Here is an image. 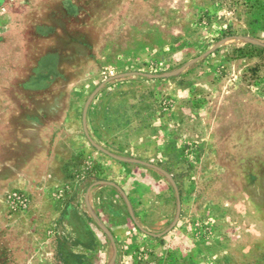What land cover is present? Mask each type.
Segmentation results:
<instances>
[{"label":"rangeland","instance_id":"1","mask_svg":"<svg viewBox=\"0 0 264 264\" xmlns=\"http://www.w3.org/2000/svg\"><path fill=\"white\" fill-rule=\"evenodd\" d=\"M76 1L0 0V264H264V0Z\"/></svg>","mask_w":264,"mask_h":264},{"label":"crops","instance_id":"2","mask_svg":"<svg viewBox=\"0 0 264 264\" xmlns=\"http://www.w3.org/2000/svg\"><path fill=\"white\" fill-rule=\"evenodd\" d=\"M61 8L63 10L62 12L64 17L70 21L75 19L79 20V17L83 12V5L76 0H64V2H61ZM79 24H77V26ZM103 25L104 23H101L100 27L94 29V32L103 33L105 31V29L102 28ZM82 26L84 25L82 24ZM61 30V24L57 21L52 23L41 21L38 23L37 34L41 39L46 41L48 46L45 48L38 60L37 69L34 71L36 78L30 81L29 87L49 88L52 84L51 82L53 81V78L56 80L63 75L65 58L72 55V53H69L64 49L61 44V38L59 39L56 36L61 32ZM76 31L78 35L72 37V40L81 44L82 48L85 50L87 47L84 43L85 36L83 32H85V30L83 28H77L75 29V32Z\"/></svg>","mask_w":264,"mask_h":264},{"label":"trees","instance_id":"3","mask_svg":"<svg viewBox=\"0 0 264 264\" xmlns=\"http://www.w3.org/2000/svg\"><path fill=\"white\" fill-rule=\"evenodd\" d=\"M74 257L77 259L79 263L83 262V256L81 254H75Z\"/></svg>","mask_w":264,"mask_h":264}]
</instances>
